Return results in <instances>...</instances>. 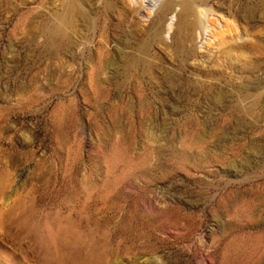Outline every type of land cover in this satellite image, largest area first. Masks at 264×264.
<instances>
[{"label": "rangeland", "instance_id": "obj_1", "mask_svg": "<svg viewBox=\"0 0 264 264\" xmlns=\"http://www.w3.org/2000/svg\"><path fill=\"white\" fill-rule=\"evenodd\" d=\"M182 1L0 0V264H264V0Z\"/></svg>", "mask_w": 264, "mask_h": 264}, {"label": "bare ground", "instance_id": "obj_2", "mask_svg": "<svg viewBox=\"0 0 264 264\" xmlns=\"http://www.w3.org/2000/svg\"><path fill=\"white\" fill-rule=\"evenodd\" d=\"M173 1V0H172ZM194 3H197V0H183L182 2H181V13H179V15L181 14V17H182V21H181V25H184V26H182V27H186L187 29H191V28H193L194 27V25H195V22L193 21L192 23L191 22H189V18H190V16H193L194 14H195V7H194ZM173 5H172V3L171 2H165L163 5H162V11H168L169 9H171V7H172ZM209 23L212 25V24H214L213 22H211V21H209ZM213 26H215V25H213ZM180 28V27H179ZM215 34H216V32H214L213 34H211V36H215ZM210 45V44H209ZM66 63V62H65ZM62 66H63V64H62ZM61 66V67H62ZM60 68V67H59ZM71 73H72V71H71ZM74 73V72H73ZM1 179V178H0ZM3 179V178H2ZM0 180V183H1V185H0V197H3L2 195L4 194V191H6L5 190V181H3V180ZM5 179V178H4ZM6 182H7V180H6ZM8 183V182H7ZM7 185V184H6ZM3 217V216H2ZM14 222L16 221V220H13ZM21 221H23V220H21ZM4 222V221H3ZM19 222V224H20V221H18ZM17 222V223H18ZM23 223H24V221H23ZM25 224V223H24ZM1 225V224H0ZM1 227H2V225H1ZM65 230V229H64ZM68 233V232H67ZM74 233V232H73ZM61 234H62V231H61ZM75 234V233H74ZM69 235H70V233H69ZM73 235V234H72ZM72 235H70V237L72 236ZM78 235V234H77ZM76 235V236H77ZM65 237H67V236H65ZM72 237H74V235L72 236ZM71 237V238H72ZM78 237H80L81 238V236L79 235ZM76 238V237H75ZM80 238H77V239H73V240H70L69 239V242H67V243H64L65 245H69V244H71V245H73V243L74 244H78V246L76 247L77 249L79 248V249H81V248H87L88 249V254H87V256L84 258V260L82 261V263H79V264H92V262L93 261H95V260H97L98 262H99V264L101 263V264H107V259H103V258H98V257H102V256H104V254L102 253V251L99 249V248H101L102 249V245H100V244H97V243H95L92 239H86L85 241L87 242V243H89V244H82L81 243V241H80ZM95 239V238H94ZM70 241H71V243H70ZM98 258V259H97ZM65 259L67 260V258H65V257H61V258H59V262H62V263H64V261H65ZM54 264V263H53Z\"/></svg>", "mask_w": 264, "mask_h": 264}]
</instances>
